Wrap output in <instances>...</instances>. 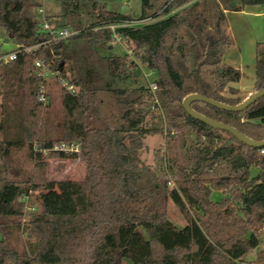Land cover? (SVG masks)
I'll return each mask as SVG.
<instances>
[{"label":"trees","instance_id":"obj_1","mask_svg":"<svg viewBox=\"0 0 264 264\" xmlns=\"http://www.w3.org/2000/svg\"><path fill=\"white\" fill-rule=\"evenodd\" d=\"M98 2L60 0L65 26L79 32L53 39L35 19L41 0H0V25L18 45L16 59L0 61V264H122L123 259L131 264H264V249L244 261L259 247L264 228V145L245 144L190 116L183 106L191 94L229 105L246 99L233 85L241 79L240 68L224 62L233 44L226 12L264 0H164L160 7L143 0L137 17ZM135 20L143 23L132 24ZM112 24L119 26L113 31ZM114 33L133 45L134 57L101 54L99 47H109ZM37 59L55 75L38 76ZM144 68L154 73L165 119L153 107L147 82L139 81ZM60 77L69 79L77 93L62 87ZM52 81L61 87L62 116L55 126L46 115ZM42 85H47V102L38 98ZM262 89L264 43H258L253 93ZM191 107L254 141L264 140V96L240 111L201 100ZM95 115L103 116L99 125L92 123ZM184 127L204 138L189 147L185 162L175 153L156 168L141 159L147 135L171 137L172 129ZM60 141L81 143L83 180L40 177L47 157L77 156L34 149ZM25 147L37 173L21 180L13 171V153ZM213 168L224 171L208 175ZM165 170L177 176L172 187L161 179ZM35 189H40V209L23 225L29 249L19 252L11 245L12 225L6 220L23 215L24 199ZM213 190L223 197L213 200ZM159 194L177 205L187 220L184 226L168 217Z\"/></svg>","mask_w":264,"mask_h":264},{"label":"rangeland","instance_id":"obj_2","mask_svg":"<svg viewBox=\"0 0 264 264\" xmlns=\"http://www.w3.org/2000/svg\"><path fill=\"white\" fill-rule=\"evenodd\" d=\"M156 7H160L164 0H151ZM106 3V8L109 11L119 12L126 15L137 17L143 11V0H99V5ZM42 6L36 9L35 19L42 23L45 19L53 27H61L65 25V20L61 16L62 6L60 0H41ZM43 8L44 14L39 11ZM46 17V18H45ZM143 23L140 21H133L132 24ZM113 25V24H112ZM116 25L115 27H118ZM8 30L0 25V56L8 54L17 48V44L13 37H10ZM120 38V37H119ZM120 38L115 39L109 47L100 46L99 50L103 55L110 54H125L128 53L131 57H134L132 47ZM148 74V79L152 80L154 73L147 68L143 69ZM141 83H146V78L142 75L139 77ZM52 101L47 108V118L50 119L52 126L59 123V119L62 116V104H61V87L58 82L52 81L51 85ZM1 103V97H0ZM145 105V104H144ZM146 106V105H145ZM105 113V112H103ZM102 115L93 116L92 123L99 125L102 120ZM101 118V119H100ZM1 119V108H0ZM259 119V118H258ZM100 120V121H99ZM58 130V128H57ZM54 132V131H53ZM173 135L171 137L164 134L147 135L143 139V147L140 150L141 159L150 164L151 167L156 168L159 164L167 165L170 161V154L175 153L181 162H185L186 155L189 153V147L192 145H198L204 138H197L194 133L189 130V127L183 129H172ZM55 133V132H54ZM15 161L13 171L19 173L21 180L28 177H33L36 172V166L32 158L30 157L27 147L16 150L13 153ZM224 169H211L208 171V175H215L222 173ZM258 170L253 169V174ZM41 178L46 180L59 181L63 179H75L83 180L85 178V164L82 159L81 153H78L76 157H60L57 155H51L44 161V167L38 169ZM176 175L171 172L164 171L161 174V179L171 181L169 186L175 185ZM40 189L31 191V195L24 199L25 207L24 213L19 217H11L6 220V223L11 226L10 240L11 245L19 252H24L29 249V242L25 232H23V225L29 219V217L38 212L40 209L39 200L37 194ZM211 197L213 200H220L223 197V192L220 190H213ZM160 204L166 207L168 217L179 227L184 226L187 223L186 218L181 213L177 205L171 199H164L163 194L158 196ZM261 243L257 249L249 251L244 256V261L248 262L255 259L258 249H264V228L260 231ZM122 264H131L126 259L122 260Z\"/></svg>","mask_w":264,"mask_h":264},{"label":"crops","instance_id":"obj_3","mask_svg":"<svg viewBox=\"0 0 264 264\" xmlns=\"http://www.w3.org/2000/svg\"><path fill=\"white\" fill-rule=\"evenodd\" d=\"M226 14L233 44L226 51L224 62L240 68L241 79L233 85L247 98L253 94L256 82L257 44L264 43V4L239 5ZM51 85L52 82L48 84L50 90Z\"/></svg>","mask_w":264,"mask_h":264},{"label":"built area","instance_id":"obj_4","mask_svg":"<svg viewBox=\"0 0 264 264\" xmlns=\"http://www.w3.org/2000/svg\"><path fill=\"white\" fill-rule=\"evenodd\" d=\"M39 11L44 14L43 8H40ZM40 26L42 27V29L49 31L53 35V39H66V38H69V37H71V36H73L79 32L78 30H75V29L68 27V26H65V25L61 26L59 28L53 27L47 22L46 19L42 23H40ZM115 26H116V24L110 25V28L114 31L116 29ZM114 37H115V39L120 40L119 36L115 33H114ZM33 48L34 47H28V48H25V50L30 51ZM17 56H18V50L15 49L14 51H12L8 54L0 56V61L7 62L10 60L16 59ZM35 73L38 76L45 77V78H48L51 75H55L51 71L50 66L47 65L44 61H42L40 59H37L35 61ZM147 75L148 74H146L143 71V76L146 78L148 88H149L150 92L152 93L151 102L153 104V107H156L160 111V113L163 115V118L165 119L164 110L160 105V101L158 99V96L156 95L157 83L155 82L154 79L149 80ZM59 82H60V85L62 87H64L66 90H68L69 92L77 93L78 88L72 82H70L69 79L60 77ZM38 98L40 101L47 102V100H48L47 85H42V87L40 89V93L38 95ZM164 123H165V126H167L166 121ZM34 149L36 151L42 152L44 155H47L48 153H50L52 151H64V152H68V153H77L78 154V153H81V143L79 141H73V142L60 141V142L55 143L50 148H43L42 146L36 144L34 146ZM261 152L264 153V148L261 149ZM168 183H171V181H168Z\"/></svg>","mask_w":264,"mask_h":264},{"label":"water","instance_id":"obj_5","mask_svg":"<svg viewBox=\"0 0 264 264\" xmlns=\"http://www.w3.org/2000/svg\"><path fill=\"white\" fill-rule=\"evenodd\" d=\"M12 36L13 35L10 34V37H12ZM262 96H264V89H262L256 93H253L252 95H250L244 101H242L241 103H239L237 105H229V104H225V103L216 101V100L209 98L207 96H204V95L191 94L185 98V100L183 101V106L190 116L212 126L213 128H218V129H222V130L230 132L237 139H239L240 141H242L245 144H248V145L253 146V147H260V146L264 145V140L254 141V140L250 139L249 137H247L246 135H244L239 130H237L235 127H233L229 124H226L224 122H221V121L210 119V118L204 116L203 114L196 112L195 110L192 109L191 103L195 100H201V101L208 102L210 104H213L219 108H223L226 110L240 111V110H243V109L249 107L252 103H254L256 100H258Z\"/></svg>","mask_w":264,"mask_h":264}]
</instances>
